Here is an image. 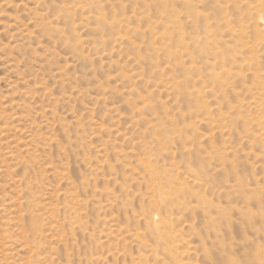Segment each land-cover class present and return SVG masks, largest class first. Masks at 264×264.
I'll return each instance as SVG.
<instances>
[{
	"label": "rangeland",
	"instance_id": "obj_1",
	"mask_svg": "<svg viewBox=\"0 0 264 264\" xmlns=\"http://www.w3.org/2000/svg\"><path fill=\"white\" fill-rule=\"evenodd\" d=\"M227 1L0 0V264H264V26Z\"/></svg>",
	"mask_w": 264,
	"mask_h": 264
},
{
	"label": "bare ground",
	"instance_id": "obj_2",
	"mask_svg": "<svg viewBox=\"0 0 264 264\" xmlns=\"http://www.w3.org/2000/svg\"><path fill=\"white\" fill-rule=\"evenodd\" d=\"M235 1V0H233ZM240 1V0H239ZM224 2V1H223ZM200 3V2H198ZM227 3H229V0L227 1ZM234 5H237V2H234ZM239 3V2H238ZM217 4V3H216ZM232 4V3H231ZM253 4V7L251 8L250 6ZM187 12H186V17L187 19H192L194 25L196 27H198L200 20L204 19L206 20V18H201L200 15L198 13H196L190 6V3H186L185 4ZM238 7V6H237ZM220 13H221V19H214L215 20V24L214 25H210L209 28L206 27V31L209 36H214L216 38V36H219L220 33H222V29H226V31H228V36L231 37L233 43H235L236 47H243L245 48L249 42L248 40V34L246 32V26L242 25L239 27L238 30L233 29L232 27H230V22L229 20H227L226 16V7H223L222 5L220 6ZM183 9V8H181ZM203 9V8H202ZM236 9V8H235ZM239 12L243 11H247L248 12V18L247 21L249 22L250 25H252V27L255 30H258L261 26H264V0H253V2H251V0H249L247 3H245L244 8H237ZM185 10V9H183ZM206 10V9H205ZM245 12V13H247ZM208 14V13H207ZM209 16V14H208ZM232 17V16H231ZM232 20V18H231ZM184 21V20H183ZM207 21V20H206ZM224 22L223 25L221 22ZM210 22V21H208ZM213 23V21H212ZM236 24V23H235ZM189 25V24H188ZM205 25V24H204ZM260 30V29H259ZM187 31V30H186ZM201 32V31H200ZM250 32V31H249ZM260 32V31H259ZM182 33V32H181ZM186 33V32H185ZM264 33V32H263ZM201 34V33H200ZM218 34V35H217ZM186 35V34H185ZM195 35V34H194ZM223 35V34H222ZM259 35V34H258ZM186 37V36H185ZM185 37L183 36L182 38V44L184 45L185 49H187V45H185ZM193 37V36H192ZM228 37V38H229ZM199 38V36H198ZM219 39V38H218ZM217 39V40H218ZM195 41V40H194ZM219 41V40H218ZM220 43H223L222 47L217 48V50H214L212 52V55L215 59V61L220 60L223 62L228 61L231 63L233 62V64H236V56L237 52H235L233 54V56H228V51L231 50L230 48L228 49V45H225V42L220 41ZM204 45V44H203ZM213 46V45H212ZM215 46V45H214ZM188 57V56H187ZM230 57V58H229ZM196 62H199L196 61ZM225 64V63H224ZM222 67V65H221ZM227 68V67H226ZM218 69V68H217ZM188 71V70H187ZM187 73V72H186ZM215 81V80H214Z\"/></svg>",
	"mask_w": 264,
	"mask_h": 264
}]
</instances>
